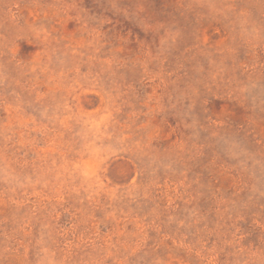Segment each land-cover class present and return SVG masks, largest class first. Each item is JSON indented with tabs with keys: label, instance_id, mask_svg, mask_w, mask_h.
<instances>
[{
	"label": "rangeland",
	"instance_id": "rangeland-1",
	"mask_svg": "<svg viewBox=\"0 0 264 264\" xmlns=\"http://www.w3.org/2000/svg\"><path fill=\"white\" fill-rule=\"evenodd\" d=\"M0 264H264V0H0Z\"/></svg>",
	"mask_w": 264,
	"mask_h": 264
}]
</instances>
